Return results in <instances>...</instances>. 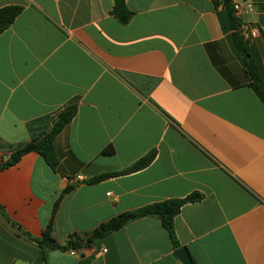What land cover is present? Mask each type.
Instances as JSON below:
<instances>
[{"label":"crops","instance_id":"crops-1","mask_svg":"<svg viewBox=\"0 0 264 264\" xmlns=\"http://www.w3.org/2000/svg\"><path fill=\"white\" fill-rule=\"evenodd\" d=\"M241 22L264 83V0ZM0 0L21 7L0 32V161L50 128L65 105L75 114L53 137L57 165L34 151L0 168V264H43L37 237L52 238L137 207L191 192L173 232L194 264H264V105L249 86L223 0ZM110 145L111 153L103 148ZM150 150L136 171L125 168ZM80 175L82 179H75ZM72 249V248H71ZM105 251H102V250ZM153 216L133 219L86 248L50 249L46 264H180Z\"/></svg>","mask_w":264,"mask_h":264},{"label":"trees","instance_id":"trees-1","mask_svg":"<svg viewBox=\"0 0 264 264\" xmlns=\"http://www.w3.org/2000/svg\"><path fill=\"white\" fill-rule=\"evenodd\" d=\"M223 5L228 15V22L231 29V38L234 43V46L236 47L239 55L242 58L244 64V71L249 80L248 84L264 105V83L262 82L258 70L255 64L253 63L248 51L246 50L244 40L237 32L238 20L232 15L230 0H223ZM20 9L21 7L18 5H6L0 7V32L11 23V21L18 14ZM111 13L121 23L126 22L131 14V12L125 6L124 0H112ZM75 111L76 107L74 103L67 104L63 108H61L51 120L50 128L48 129V131L44 132L37 138H33L26 141L22 145L9 152L7 157L4 160L0 161V168H4L6 166L16 163L20 156L24 153L34 151L43 158L45 163L50 168L54 169L57 165V158L52 143L53 137L62 129V127H64V125L68 123V121L75 114ZM102 151L105 153H111L112 148L110 145H108L103 148ZM153 157L154 150H150L123 169L99 173L90 178H87L86 180H84V182L94 183L106 177L136 171L140 168L145 167L152 160ZM71 188V185H66L61 189L58 197L52 204L50 217L44 228L41 230L39 236L33 237L29 235L26 231L22 230L16 223L11 222L14 226H16V229L19 230L21 234L26 236L30 241H32L40 248L41 260L43 264H46L45 255L46 252L50 249L68 250L71 248H86L89 246L92 239L100 237L111 231L117 230L123 225H125L127 222L142 216L156 217L160 221L162 227H164V229L167 231L173 247L177 248L179 247V244L173 232V217L179 211V208L183 203L196 201L201 197L198 192H191L181 198L163 199L137 207L135 209L123 211L108 218L103 222H100L89 232H85L82 234H71L68 240L65 241V243L60 244L56 242L51 236V220L59 199L64 193L68 192ZM192 264H194L193 261Z\"/></svg>","mask_w":264,"mask_h":264},{"label":"built area","instance_id":"built-area-1","mask_svg":"<svg viewBox=\"0 0 264 264\" xmlns=\"http://www.w3.org/2000/svg\"><path fill=\"white\" fill-rule=\"evenodd\" d=\"M251 4H242L238 1H230V7L232 10V15L238 20V27L237 32L241 36L243 40H246L249 37H254L257 34V30L255 27L249 26L245 22L240 21V17L245 12H248L251 10ZM75 179H82L80 175H76ZM102 251H105L104 249ZM68 252L70 254H75V249H69Z\"/></svg>","mask_w":264,"mask_h":264},{"label":"water","instance_id":"water-1","mask_svg":"<svg viewBox=\"0 0 264 264\" xmlns=\"http://www.w3.org/2000/svg\"><path fill=\"white\" fill-rule=\"evenodd\" d=\"M173 255L180 262V264H192L190 255L185 246H179L173 250Z\"/></svg>","mask_w":264,"mask_h":264}]
</instances>
